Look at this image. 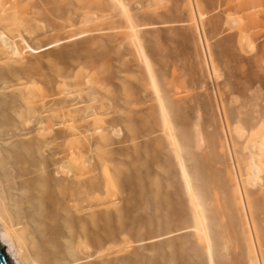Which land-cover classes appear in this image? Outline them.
I'll use <instances>...</instances> for the list:
<instances>
[{"label": "rangeland", "instance_id": "1", "mask_svg": "<svg viewBox=\"0 0 264 264\" xmlns=\"http://www.w3.org/2000/svg\"><path fill=\"white\" fill-rule=\"evenodd\" d=\"M21 1L0 83L42 99L21 108L47 134L38 211L58 194L80 264H264V0Z\"/></svg>", "mask_w": 264, "mask_h": 264}, {"label": "bare ground", "instance_id": "2", "mask_svg": "<svg viewBox=\"0 0 264 264\" xmlns=\"http://www.w3.org/2000/svg\"><path fill=\"white\" fill-rule=\"evenodd\" d=\"M21 2V0H0V37L4 35L12 36L14 28L21 30L23 27V21L25 22L27 18L22 15L23 9L20 4ZM27 24H30V22ZM31 26L30 24V27ZM55 44L56 41L53 45ZM51 45L52 44H48L50 47ZM16 47L17 46L14 47L12 45V47L7 50L5 46L0 44V66L7 67V72H4V70L0 68V75L6 76V74H9L8 64L11 55H20L19 47ZM42 48H44V46ZM37 49L38 46L36 50ZM155 83L154 85L156 86ZM23 88L24 85L21 82L13 84L0 83L1 94L9 90L20 91L22 92L20 97L23 103L22 107L17 104L18 107L13 115L11 127L8 128L7 126V129H3L2 126H0V244L8 242L6 248L17 260L18 264H80L81 259L76 256L74 245L69 240V232L59 220L61 214L56 206L59 198L57 193L47 192L45 194V213L43 216L41 215L42 212H40L41 214L39 213L40 208L36 202V200H38L36 197L40 194V186L38 187V182L36 184V180L40 173L43 175V172H41V166L43 164L42 155L45 148L44 146H46L44 143L47 140V134L44 124L42 123L37 125L34 129L21 131V129H24V126L29 128V126H26L28 124V118L21 116V108H25L28 111L36 110L42 102V99L38 97L35 90L31 89V91H27L25 94L23 93ZM166 115L167 114L164 113L165 117ZM39 119V121H41L42 117L39 116ZM166 122L169 124V119L167 117ZM172 136L174 135L172 134ZM32 141H35L34 144H36V148L34 147L36 157L34 158H31L27 151L24 150L25 147H21L23 150L15 147L16 144L22 146L21 143ZM175 142L176 140L174 143ZM261 147L262 149L264 148V142ZM53 153L61 154L57 149H54ZM75 154L74 150L64 153V157L67 159L66 162H68V169L73 173L77 169L80 171L83 170L77 163V159L80 157ZM180 162L193 204L197 207L199 203L197 201V194L195 193L194 186L186 172L183 165L184 163H182L183 161L180 160ZM3 164L7 165V170H5L6 168L4 169ZM61 170H63V168ZM61 170H59V168L56 169L57 173L61 172ZM41 183L39 185H41ZM25 187L31 189L29 194L27 193L28 191L25 193ZM23 189H25V191ZM69 197L70 200H73V193H70ZM38 224H41V227ZM200 231L202 234L204 233L208 240L205 224L201 221ZM208 246L210 248L209 243ZM88 264H95V262H90Z\"/></svg>", "mask_w": 264, "mask_h": 264}, {"label": "water", "instance_id": "3", "mask_svg": "<svg viewBox=\"0 0 264 264\" xmlns=\"http://www.w3.org/2000/svg\"><path fill=\"white\" fill-rule=\"evenodd\" d=\"M8 242L0 244V264H18L17 260L10 254L6 248Z\"/></svg>", "mask_w": 264, "mask_h": 264}]
</instances>
